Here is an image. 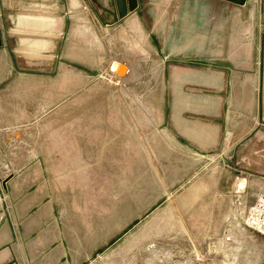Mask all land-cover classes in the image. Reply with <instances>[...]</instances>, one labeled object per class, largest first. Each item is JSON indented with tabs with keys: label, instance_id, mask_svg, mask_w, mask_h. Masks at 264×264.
<instances>
[{
	"label": "rangeland",
	"instance_id": "rangeland-1",
	"mask_svg": "<svg viewBox=\"0 0 264 264\" xmlns=\"http://www.w3.org/2000/svg\"><path fill=\"white\" fill-rule=\"evenodd\" d=\"M259 1L0 0V188L22 261L264 264L263 200L225 208L212 178L219 127L249 123L218 87L264 45Z\"/></svg>",
	"mask_w": 264,
	"mask_h": 264
},
{
	"label": "crops",
	"instance_id": "crops-1",
	"mask_svg": "<svg viewBox=\"0 0 264 264\" xmlns=\"http://www.w3.org/2000/svg\"><path fill=\"white\" fill-rule=\"evenodd\" d=\"M210 1L218 5L231 4L224 0ZM44 21L42 18L20 17L19 25L24 30L39 29L45 25ZM24 42L27 49L38 43L32 40ZM254 48L252 55L245 57V62L242 54H235L233 64L241 74L236 75L235 72V75L226 77L224 70L218 87L219 100L230 101L224 102L227 110L230 107L235 114L249 117V123L239 122L233 127H219V132L230 134H225L213 146L224 154L217 173L212 177L216 179L220 204L225 208L226 203L236 206V200L239 199L246 211H251L264 200V45L255 44ZM220 83L223 85L220 86ZM197 146L208 150L210 147L205 141ZM208 179L211 178L208 176ZM5 182L3 190L0 188V264H26L20 257L24 246L17 243L19 222L7 213L9 206L4 203L6 199L3 191L7 190ZM208 189L212 188L208 186ZM249 223H258V220L253 218Z\"/></svg>",
	"mask_w": 264,
	"mask_h": 264
},
{
	"label": "water",
	"instance_id": "water-1",
	"mask_svg": "<svg viewBox=\"0 0 264 264\" xmlns=\"http://www.w3.org/2000/svg\"><path fill=\"white\" fill-rule=\"evenodd\" d=\"M224 1H227L233 5H236V6H246L248 0H224ZM0 45H1V39H0ZM113 65H111V71L113 73H121V72H125V77L129 76L131 71H132V68H131V65H129L128 63H119V62H113L112 63ZM117 65L114 67V65ZM9 179L6 180V182L8 181ZM5 182V184H6Z\"/></svg>",
	"mask_w": 264,
	"mask_h": 264
},
{
	"label": "bare ground",
	"instance_id": "bare-ground-1",
	"mask_svg": "<svg viewBox=\"0 0 264 264\" xmlns=\"http://www.w3.org/2000/svg\"><path fill=\"white\" fill-rule=\"evenodd\" d=\"M33 40V39H32ZM39 42V41H38ZM113 65V64H112ZM115 66H117L116 64L114 65V67ZM254 224H257L258 225V227L260 228V230H262V228H263V231H264V227H263V225H262V223H260L259 221H258V223H254ZM231 234H230V239H231ZM237 252V251H236ZM235 261H237V259H236V257L235 258H233V260H232V264L234 263L235 264Z\"/></svg>",
	"mask_w": 264,
	"mask_h": 264
},
{
	"label": "built area",
	"instance_id": "built-area-1",
	"mask_svg": "<svg viewBox=\"0 0 264 264\" xmlns=\"http://www.w3.org/2000/svg\"><path fill=\"white\" fill-rule=\"evenodd\" d=\"M262 204L264 203V200L261 202ZM260 206V205H259ZM263 206H261V208H262ZM257 210H261L260 208H257V209H255V211H257Z\"/></svg>",
	"mask_w": 264,
	"mask_h": 264
}]
</instances>
